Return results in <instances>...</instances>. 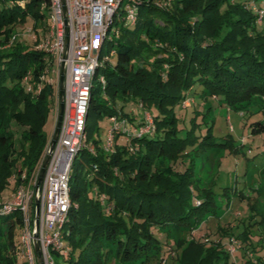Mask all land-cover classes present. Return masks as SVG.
<instances>
[{
	"label": "trees",
	"instance_id": "trees-1",
	"mask_svg": "<svg viewBox=\"0 0 264 264\" xmlns=\"http://www.w3.org/2000/svg\"><path fill=\"white\" fill-rule=\"evenodd\" d=\"M167 1L137 0L131 23L118 21L123 11L116 12L118 36L105 41L116 60L97 71L86 122L89 146L81 149L72 166V204L63 226L71 252L68 257L55 253L65 264H148L161 255L167 264H235L217 246L208 250L172 234L197 227L214 200L189 169L169 173L157 159H169L173 165L188 149L205 153L217 144L211 131H202L212 103L183 107L189 94L218 97L239 112L253 107L251 112L263 117L249 123L251 133H264V23L258 21L251 0ZM30 22L38 35L39 24L48 28L47 0H0V197L11 181L15 190L28 181L50 140L46 125L56 87L43 76L54 63L48 52L30 48L16 32ZM103 93L112 103L101 99ZM117 97L142 103L155 122L153 134L130 135L133 151L121 131L115 135L113 152L94 139L103 112L108 117L131 115L116 104ZM24 172L27 179L22 178ZM195 183L201 206L192 198ZM23 226L18 210L0 213V264H20ZM160 228L173 237L170 245L176 256L166 251L156 233ZM238 239L245 245L240 264H264V255L254 257L258 248L250 232Z\"/></svg>",
	"mask_w": 264,
	"mask_h": 264
},
{
	"label": "built area",
	"instance_id": "built-area-1",
	"mask_svg": "<svg viewBox=\"0 0 264 264\" xmlns=\"http://www.w3.org/2000/svg\"><path fill=\"white\" fill-rule=\"evenodd\" d=\"M127 1L125 5L124 2ZM137 0H66L70 25V43L66 51V23L63 9V0H47L48 3V34L38 35L32 27L28 28L27 35L38 40V49L48 52L53 60L54 67L51 73L54 77L44 75L56 87L55 103L52 113L59 111V80L61 66L65 63V108L60 127L58 140L52 150V155L46 169L43 182L38 185V175L48 147L37 164L33 175L26 183L20 185L10 202H0V213H11L15 210L21 212L24 226L20 235V264H37L34 240L39 241L45 264H55V253L68 257L71 248L68 244L63 226L69 218L71 208L70 176L72 166L81 149L87 148L86 122L88 108L91 100L95 76L100 66L111 62V56L104 54V45L108 37L118 36L117 25L114 19L116 12L122 8L127 23L136 20ZM165 3H169L168 1ZM251 5L257 14L258 21L264 23V0ZM124 15V14H123ZM16 40L12 37L10 44ZM8 44L7 46H9ZM113 63V61H112ZM101 84L105 85L103 76L99 77ZM32 86H28L31 90ZM38 92L42 86H39ZM142 106V104H140ZM143 124L134 126L128 119L113 116L112 128L108 130V141L105 149L113 151V142L117 132L121 131L126 137L130 150L131 134L142 137L153 134L156 126L150 113H144ZM49 145V144H48ZM131 145V146H130ZM92 152L93 149H91ZM27 179V174H22ZM39 199V223L36 224V204ZM104 198V197H103ZM232 241V240H231ZM237 241L231 242V252L237 253ZM19 259V260H20Z\"/></svg>",
	"mask_w": 264,
	"mask_h": 264
},
{
	"label": "rangeland",
	"instance_id": "rangeland-1",
	"mask_svg": "<svg viewBox=\"0 0 264 264\" xmlns=\"http://www.w3.org/2000/svg\"><path fill=\"white\" fill-rule=\"evenodd\" d=\"M157 1L163 3V0ZM126 3L127 1L123 5ZM123 14L124 17L125 13ZM123 17H119L118 21H122ZM32 24L31 22L23 24L18 27L16 32H18L20 37L22 36L25 43L30 44V48L38 49L39 41H35L31 36L27 35L28 28ZM45 29L39 24L38 31L40 35L48 34V28ZM110 50L108 45L104 46V54L108 55ZM111 58L115 62L116 56H111ZM49 77H54V73L50 71ZM97 83L98 81L95 80L96 85ZM205 96L201 98L199 95L193 97L189 94L184 100L183 107L198 104L199 102L203 103L205 100L207 101L206 106L212 103L213 109L208 112L207 122L202 124V131L206 133L211 131L216 139V146L205 153H193L195 151L188 149L173 165L172 161L166 158L157 159V163L159 167L169 168V173H187L189 169L188 172L194 173V180L200 181L198 185L204 189H209L214 200V204L207 206L209 208L201 213L197 227L191 228L188 232V228L183 232L176 230L172 234L184 240L187 238L190 242L201 243L208 250L217 246L220 251L227 252L230 255L229 262L240 264L243 260L245 245L238 238L245 231L250 232V236L252 235L251 241L258 248V252L253 253L254 257L257 258L261 254L264 255V249L260 250V246L264 243V241L260 242L261 236L264 239V133L253 135L249 128L251 121L258 120L263 115L262 113H252L251 111H254L253 107L239 112L229 108L228 105L221 104L218 97L209 98ZM101 99L112 103L109 96L104 93L101 94ZM116 104L118 106L124 105V111L130 112L131 115L126 116V119L131 124L133 121L144 120L142 119L144 113L151 114L146 106L140 107L142 103L129 102L117 97ZM58 113H52L47 122L46 131L50 136L55 131ZM103 115L104 119L100 122V129L94 134V139L101 140L106 145L108 130L112 128L113 122L110 121L111 117L105 115L104 112ZM94 121H96V118L92 120V122ZM121 135L122 137H128L123 133ZM91 142L93 143V140ZM113 146V151H115V138ZM91 148L96 151L94 144H92ZM171 165L173 171L170 169ZM196 187L197 184L195 187L191 186L192 198L197 205L201 206V198ZM14 193V182L11 181L10 186L1 194L0 202H10ZM172 230L175 229L172 228ZM156 233L163 241L166 251L169 250L171 255L176 256L175 249L170 245L174 244L173 237L164 232L162 228L157 230ZM233 241L238 242L236 243L237 253L231 252V242ZM177 252L179 253L180 250ZM247 255L250 258L252 252H248ZM54 258L57 264H65L63 257L55 255ZM19 261L22 260L20 259ZM171 261L170 259V263ZM167 263L168 261L166 262V259L161 255L153 257L148 264ZM112 264L132 263H119L116 260Z\"/></svg>",
	"mask_w": 264,
	"mask_h": 264
},
{
	"label": "water",
	"instance_id": "water-1",
	"mask_svg": "<svg viewBox=\"0 0 264 264\" xmlns=\"http://www.w3.org/2000/svg\"><path fill=\"white\" fill-rule=\"evenodd\" d=\"M63 9H64V15H65V23H66V51L65 53V57L67 56V51L69 48V43H70V25L69 24V16H68V8H67V4H66V0H63ZM65 63L62 64L61 66V74H60V82H59V113H58V119H57V124H56V128L55 131L53 133L52 136H50V140H49V145H48V151L43 159V163L41 165L40 171H39V175H38V185H40L43 182L45 173H46V169L47 166L49 164L51 155H52V150H54V147L56 145V142L58 140V136H59V132H60V127L62 124V119H63V114H64V108H65V79H66V67H65ZM35 204H36V224L38 225L39 223V207H40V201L37 198L35 200ZM34 248H35V253H36V257H37V264H45L43 256H42V251H41V247H40V243L37 240H34Z\"/></svg>",
	"mask_w": 264,
	"mask_h": 264
}]
</instances>
